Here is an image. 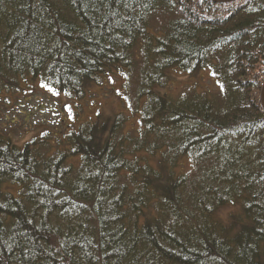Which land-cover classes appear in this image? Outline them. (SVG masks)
I'll use <instances>...</instances> for the list:
<instances>
[{
	"label": "trees",
	"instance_id": "obj_1",
	"mask_svg": "<svg viewBox=\"0 0 264 264\" xmlns=\"http://www.w3.org/2000/svg\"><path fill=\"white\" fill-rule=\"evenodd\" d=\"M35 79L122 110L0 133V264H264V0H0V95Z\"/></svg>",
	"mask_w": 264,
	"mask_h": 264
},
{
	"label": "rangeland",
	"instance_id": "obj_2",
	"mask_svg": "<svg viewBox=\"0 0 264 264\" xmlns=\"http://www.w3.org/2000/svg\"><path fill=\"white\" fill-rule=\"evenodd\" d=\"M199 76L202 87L209 83L207 74ZM35 80L27 83L28 86L32 83L35 86L32 97L30 93L24 96L15 94L17 98L9 94L0 95V133L18 147L47 132L64 134L66 125L77 129L81 123L95 120L98 114L113 117L122 110L118 79L114 80L113 86L106 83L104 89L95 90L82 101L51 94Z\"/></svg>",
	"mask_w": 264,
	"mask_h": 264
},
{
	"label": "water",
	"instance_id": "obj_3",
	"mask_svg": "<svg viewBox=\"0 0 264 264\" xmlns=\"http://www.w3.org/2000/svg\"><path fill=\"white\" fill-rule=\"evenodd\" d=\"M220 1L230 2V1H233V0H220ZM262 104H263V108H264V90L262 92Z\"/></svg>",
	"mask_w": 264,
	"mask_h": 264
}]
</instances>
